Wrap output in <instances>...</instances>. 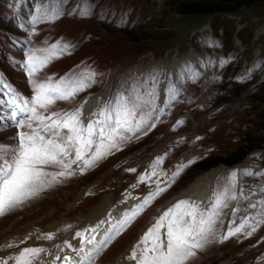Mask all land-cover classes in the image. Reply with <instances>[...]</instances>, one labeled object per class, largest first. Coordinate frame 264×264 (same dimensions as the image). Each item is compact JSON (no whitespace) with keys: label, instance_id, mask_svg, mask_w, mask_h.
Returning <instances> with one entry per match:
<instances>
[{"label":"snow or ice","instance_id":"6c2138e0","mask_svg":"<svg viewBox=\"0 0 264 264\" xmlns=\"http://www.w3.org/2000/svg\"><path fill=\"white\" fill-rule=\"evenodd\" d=\"M37 51L44 54L37 55ZM60 54L62 52L59 45L30 52L27 56L26 71L34 94L30 98H20V102H17L18 97H13L10 101L13 107L9 118L21 130L17 133L16 145H0V215L38 195L40 191L57 182L59 177L73 175L71 171L73 164L82 162L81 172L93 166L112 149H118V141L127 139L123 135L124 132L134 131L144 122L140 120L133 123L130 117L134 116V108L137 105L123 94H118L119 100L124 102L122 112H114L113 101H109L98 114H93L102 119L89 120L86 124L81 120L80 108L71 112L42 114L40 109L47 110L56 100H68L88 86L85 78L61 77L55 82L51 77L44 82L34 79L40 68ZM2 119L0 116V120ZM24 128L29 131H24ZM62 130H67L63 136ZM73 150L74 159L71 158ZM161 159L158 157L157 163ZM53 165H59L62 170L55 172L46 170ZM155 174L153 171L152 175ZM177 174L174 173L173 176ZM232 176L234 177L235 173H232ZM146 178L141 176L140 180L144 181ZM162 191L163 188L157 187L156 192L145 198L144 204ZM231 198L236 199L235 196ZM257 203L264 210V200ZM144 204L139 205L137 211L131 215H126L118 225H113L115 234L138 214ZM221 206H225V201L220 197H217L212 210L207 213L201 212L199 206L193 202L177 201L143 233L132 248L128 259L135 261V264H187V261L196 255V250L207 242L213 228L214 217L218 214L217 209ZM251 207L255 208L256 204H252ZM243 227L242 222L235 228H229L223 239L241 232ZM98 228L99 225L76 233V236L82 238L81 247L77 250L79 260L66 255L63 257L64 264H91L93 254L111 239L106 234L105 240L85 252L83 245L92 244L96 239L95 235L86 237L85 233H95ZM251 234L252 232L248 233ZM47 238L52 239V234L49 233ZM65 243L72 247L70 243ZM42 251L44 249L38 247H25L15 257L16 264H32V260ZM56 259L61 258L57 256ZM2 264H7V261H3Z\"/></svg>","mask_w":264,"mask_h":264},{"label":"rangeland","instance_id":"374dc122","mask_svg":"<svg viewBox=\"0 0 264 264\" xmlns=\"http://www.w3.org/2000/svg\"><path fill=\"white\" fill-rule=\"evenodd\" d=\"M38 1L39 3L37 7L28 11V17L34 22L36 28L35 41L32 43L34 50L49 49L53 45H57L55 41L45 40L43 35H46L49 39L60 37L64 42V45L62 44L63 50L66 53H69L68 57L70 59L78 58L79 60V62H77L78 68L79 70L85 72H88L90 68H94L98 70L101 66L103 67H105L106 65L112 66L113 64L118 63L123 59L127 58L126 56L127 47L124 42H128L129 36L132 37V35L125 31L110 32L108 31L106 26H102L100 24V21L98 20V14L101 13L100 0H88L87 2L82 0H72L73 1L72 3H70L68 0H38ZM145 1L146 3H144L145 6L143 7V9H146L150 16L155 14V17L159 18L160 16L157 15V13L161 14L158 12L160 10V5L158 6L157 4L162 3L164 0H158V1L145 0ZM22 2H23L22 0L19 1L8 0L5 1L4 3L0 2V13H1L0 20L5 21L7 18V16L4 15L5 12L10 13L13 12L14 10H17L20 7L19 5L22 4ZM128 5L129 3H126V0H121L120 6L122 8H126L128 7ZM69 9H71V12L68 15H66V10ZM168 13H170V11H168ZM231 14L237 16L236 18L238 20L242 18L246 21L252 22L251 24H248L251 30H255L258 27L259 29L260 28L264 29V25H263L264 4L258 6L246 7L235 12L234 14L233 13ZM172 15L173 16H170L168 18V20L173 18L167 24L169 28V32L168 30L165 29L163 31L159 30L158 32H151V35H149L150 31L155 30L153 29L154 27L150 28L149 26L145 27V29L141 27L139 28L132 27L130 31L134 32L136 35H140L139 38L141 39L144 38L145 36H149L152 38L155 35L160 36L161 35L160 33H164L165 34L164 37L161 36V38L168 40L167 35H176L178 33V30L180 31L181 29L182 21L187 20V18L186 17L184 18V16L182 18L179 17V14L177 13L176 14L174 13ZM177 17L181 19H177ZM158 20L161 21L160 18ZM253 22L259 24L257 25L254 24ZM12 24L13 23L10 21L8 24L4 26V28L9 29ZM150 24L153 25L152 23ZM190 28H191V23H187L185 28L183 30L181 29L182 36H185L187 34L186 31H188V29ZM143 30L145 31L143 32ZM170 40L172 42L170 47H165L166 43L163 44L161 42H158L156 44L157 41L152 38V40H150V42H147L144 45V47L138 48V49L148 48V50L144 53L142 52L137 58L139 60H143L144 58L147 59L149 56H151V52L159 53L161 55L163 53L164 54L168 53L169 55L174 54L175 53L174 51L176 50V47L179 46L180 42L178 41L179 39L176 38H171ZM128 44L132 46V44H136V43L128 42ZM36 54L43 55L44 53L41 51H37ZM57 60H58V56L52 59L44 67L40 68L35 73L34 79L38 82H44L47 80L48 77H51L53 82H55L56 80H59L61 77H64L66 69H68V64H66L63 67H58L56 65ZM3 131H6V134H4V137L2 139H7L6 142H8V144L14 146L18 143L17 135L13 131L6 128H4ZM262 142H264V140ZM48 168H53V166H49L47 167V169ZM83 172L84 174L90 172L91 176H89L88 180L94 179L95 181L94 185H98V184L102 185L104 184V182H108V176L105 177L102 182V180L99 179L104 175L101 174V176L98 177L99 172L96 171L93 173V170L90 171V167L86 168L85 171ZM86 178L84 179L80 177L74 178L68 184L67 188H65L63 191L61 190L60 192H54V193L51 192L50 194H47L42 202L41 199L38 200L39 202L36 201L38 199L37 195L34 196L32 200L23 202V205H30V207L26 208L22 212L16 211L14 214H12L13 215L12 218L6 219L2 224L0 223V244L5 242L7 239L15 240L17 239V236H20L24 238V240H26L25 242H23L24 244H28V245L47 244L52 247V251H53L55 245L54 239H48L47 235L42 232L38 233L36 227L41 225L43 228H45L48 227L49 224L54 223L56 220L57 221L71 220L72 218L77 220H82L80 221V223H83L85 219L83 220V217H80L78 214L82 213L83 206L89 205L90 202L89 200H91L93 197H90L87 201L82 203L80 206H77L76 208L72 209V207L76 202H78L80 198L81 187L79 186V184L85 186L87 182L83 184L84 183L83 180L86 181ZM234 180H235V176L234 177L231 176V183H233ZM87 210L88 209H86L84 212H86ZM222 210L223 208L217 209L218 214L214 217V224L212 230L213 229L216 230L220 228L223 222L222 218L224 216ZM82 216H85V214H82ZM9 222L11 223L9 224ZM131 234H132L131 236L132 238L131 237L130 239L127 238L126 244L123 247H122L124 243L123 238L112 244L102 255L101 262L103 263L105 261L110 260L118 251L124 249V247H127L129 243L136 238L137 235V233L135 232L133 233L131 232ZM254 235L256 236V232ZM246 237L247 235L243 234L242 240L240 242L242 243L246 242L244 241V238ZM252 241L253 243H255V239H252ZM231 245L232 244H229V246ZM56 247L57 250H55V252H58L59 248L58 246ZM121 247L122 249H120ZM16 248L17 247L15 246L12 249H16ZM66 252L67 251H62V253H66ZM53 253L54 252H52V254ZM204 254H205L204 249L202 248L197 249L196 255L191 257L187 261V263L198 264L200 260L198 256L202 257L204 256ZM221 254L222 252L217 255H213L212 260L217 261ZM46 256H47V250L46 253H44L42 258L40 259V261L36 260L34 264H46L47 260L49 259ZM57 260L58 259H56L55 257L54 263H56Z\"/></svg>","mask_w":264,"mask_h":264},{"label":"trees","instance_id":"16d2710c","mask_svg":"<svg viewBox=\"0 0 264 264\" xmlns=\"http://www.w3.org/2000/svg\"><path fill=\"white\" fill-rule=\"evenodd\" d=\"M264 4V0H201L198 2H192L180 5L178 11L184 14L187 18L193 17L190 21L192 23L198 22L199 18L194 20L195 16L203 17L209 16L216 13H235L243 8L251 7V6H258ZM132 38H136L132 35ZM260 140L258 138H251L248 141V146L240 149L236 154L231 156L230 158L226 159H215L211 158L207 161L201 163L197 166V172L201 170H205L218 164L219 162H224L227 164H233L237 161L241 160L247 150L254 148L255 146L259 145L258 142Z\"/></svg>","mask_w":264,"mask_h":264},{"label":"bare ground","instance_id":"6f19581e","mask_svg":"<svg viewBox=\"0 0 264 264\" xmlns=\"http://www.w3.org/2000/svg\"><path fill=\"white\" fill-rule=\"evenodd\" d=\"M207 183H208V182H205L204 184H207ZM98 211H99V208L96 207V208H95V212H94V214H96ZM97 218H98V217H97ZM56 225H57V223L54 224V227H56ZM50 228H53V226L48 227V229H50Z\"/></svg>","mask_w":264,"mask_h":264}]
</instances>
